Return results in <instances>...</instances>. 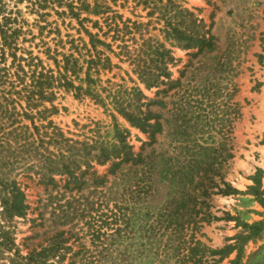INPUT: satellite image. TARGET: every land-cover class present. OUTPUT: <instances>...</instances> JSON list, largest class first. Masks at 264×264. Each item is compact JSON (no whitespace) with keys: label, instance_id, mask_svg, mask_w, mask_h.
Returning a JSON list of instances; mask_svg holds the SVG:
<instances>
[{"label":"rangeland","instance_id":"1","mask_svg":"<svg viewBox=\"0 0 264 264\" xmlns=\"http://www.w3.org/2000/svg\"><path fill=\"white\" fill-rule=\"evenodd\" d=\"M4 1L8 8L18 10L16 18L22 31L18 47L52 70L55 69L50 58L59 60V55L73 53L72 47L80 53L78 55H86L82 45L90 48L84 29L110 43L109 36L102 33L109 21L105 18L113 14L119 15L121 22L141 24L139 31L126 42L130 50L147 38L169 49L175 61L167 70L175 83L146 90L126 62L96 47L102 53L100 57H107L112 65L109 70L99 72L101 87H107L106 81L126 88L137 86L148 99L163 103V108L150 107L160 115V134L141 133L130 128L110 108L105 110L87 97L75 98L72 93L61 91L53 101L56 111L47 120L59 128L64 137L91 143V140H110L114 119L121 129L128 131L126 141L133 153L140 151L151 157L161 154L169 161L166 164L163 161L160 168L171 164L183 168L184 172L180 184L153 176L152 187L156 192L138 199L128 195L121 199L114 190L120 178L138 177L140 166L130 170L128 165L121 166L112 176L107 174L109 163L98 166L93 162V168L83 176L86 184L79 191L72 189L71 184L64 187V177L60 181L57 176L53 177L54 188L21 179L20 188L28 210L24 218H13L9 228L17 254L23 257L56 239L61 249L59 256L48 258L50 263L175 264L174 258L162 263L153 254L154 248L161 249L165 236L157 234L156 238H151L148 229L154 224L157 208L170 200L167 196L172 194L175 184L180 185L179 188L173 186L176 213L196 215V220L200 216L196 211L200 210L218 219L197 222L192 231L191 225L183 230L185 240L191 237L203 247L197 253L201 256L199 264H229L235 252L218 260L219 256H211L208 251L232 244L234 240L228 239L234 235H249L244 225L264 221V209L258 202L259 199L264 202V0H174L200 19L205 29L209 28L213 44L209 52L195 48L183 50L179 42L165 40L160 32L163 22L157 20L159 16L155 12L148 15L150 6H143L136 0H99L109 12L92 15L74 9L78 18L66 5L77 8L84 2L91 7L93 0H62L66 4L49 5L40 10L42 16L30 11L25 1ZM147 1L165 3V0ZM131 37L134 40H130ZM114 47L112 44L113 51L117 52ZM73 54L76 57L75 52ZM90 55L94 53L91 51ZM157 90L162 92L155 94ZM101 95L104 96V92ZM92 171L95 176H105L106 183L102 186L89 184L87 179H91ZM203 176L206 177L204 183L211 186L208 193L215 191L211 184L221 188L220 180L239 193L198 198L197 184ZM182 185L187 196L179 193ZM248 186H254L253 190L247 191ZM185 199L187 202L179 205ZM200 201L203 202L201 206ZM67 202L64 208L68 209L67 213L61 217L57 210ZM225 214L236 219L237 226L235 221H224ZM121 216L127 219L126 225L121 222ZM96 233H99L97 238ZM239 246L237 264H264V226L242 240ZM12 254L5 253L0 264H18ZM5 256L13 258L12 261L8 263Z\"/></svg>","mask_w":264,"mask_h":264},{"label":"trees","instance_id":"2","mask_svg":"<svg viewBox=\"0 0 264 264\" xmlns=\"http://www.w3.org/2000/svg\"><path fill=\"white\" fill-rule=\"evenodd\" d=\"M21 1H25L27 8L37 16H42L39 11L45 10L49 5L66 4L62 3V0H16L14 2ZM136 2L143 6H150L148 15L155 12L159 16L157 20L163 22L160 32L165 40L179 42L183 50L193 48L198 51L213 50L212 37L208 33L209 28L205 29L200 19L174 0H165V3L161 1L148 3L147 0H136ZM66 6L76 18H78V13H73L74 9L78 12L86 11L92 15L109 12L108 7L99 0H93L91 7L84 2H80L77 8L71 5ZM17 13L18 10L15 7L12 10L8 8L4 0H0V259H3L1 257L5 253L13 252L12 256L18 259V264H58V262H47L48 258L59 256L61 245L56 239L46 247L38 251H30L23 257L19 256L14 249V239L9 231L11 221L13 218H24L28 210L19 180L24 179L36 185L43 187L49 185L54 188L53 177L57 176V181L64 177V187L71 184L72 189L79 191L86 184L83 176L93 168L91 165L93 162L98 166L109 163L107 174L112 176L121 166L128 165L129 170L140 166L138 177L120 178L114 190L121 199L125 195L138 199L152 196L156 192V189L152 187L153 176L180 184L184 172L183 168L171 164L164 169L160 168L163 161L164 164L169 161L161 154L151 157L150 154L142 155L140 151L133 153L132 146L126 141L128 131L121 129L114 119L113 135L110 140H91V143H88L64 137L61 130L47 120L49 115L56 111L53 105L55 95L61 91L72 93L75 98L87 97L105 110L110 108L130 128L148 136L158 135L161 133L160 115L152 112L150 107L163 108V103L156 99H148L137 86L126 88L106 81L107 87H101L99 72L109 70L112 65L107 57H100L102 53L97 51L96 47L100 46L117 57L119 61L126 62L131 67V73L136 75L138 82L146 90L162 87L167 83H175L171 81L167 70V66L175 59L169 49L150 38L141 39V44L130 50L126 42L130 36H134L135 32L139 31L141 24L121 22L119 21L120 16L113 14L110 18H105L109 21L106 23V31L102 33L104 36H109L110 43L99 40L95 34L84 29L90 48L86 49L85 45H82L86 55H78L80 53H76V48L72 47L71 50L75 52L76 57L73 53L61 54L59 60L51 57L55 69L52 70L45 67L42 61L32 56L30 52L18 47L17 40L22 31L16 18ZM130 40L134 39L131 37ZM111 43L114 44L117 52L113 51ZM91 51L94 55H90ZM101 92L105 95H101ZM161 92L157 90L155 94ZM139 150L142 151V149ZM90 176L91 179L87 180H90L89 184L92 186H102L106 183L105 176H95L94 171ZM202 180L197 184L196 196L198 198L239 193L222 180L219 182L221 188L211 184L215 191L208 193L207 189L211 186L204 183L205 176ZM210 181L208 179V183ZM252 181L256 185V179L253 178ZM173 186L176 185L173 184ZM173 186L172 194L167 196L170 200L164 201L157 208L154 213V224L148 227L151 238H156L157 234L165 236L161 249L154 248L153 254L160 258L159 261L162 263H167L169 259L174 258L175 264H199L201 256H197V253L203 247L191 237L188 241L185 240L183 230L191 225L190 230L192 231L197 222L218 219L200 210L196 211V214L200 215L196 220L194 219L196 215L186 216L176 213L177 200L174 194L176 190ZM179 186L177 185L176 188ZM253 188L254 186H248L246 190H253ZM179 193L187 196L184 185L181 186ZM186 200L179 205H184ZM258 202L264 209V202L260 199ZM202 204L203 202L200 201L199 206ZM67 205L68 202L66 206H59L57 211L60 212L61 217H65L68 209L64 208H67ZM120 220L126 225L127 219L124 216H121ZM223 220L235 221V226H237L236 219L228 214L224 215ZM260 226H264V221L250 226L244 225L243 227L250 231L249 235H234L228 239L234 240L232 244L219 250L208 251L209 255H217L218 260H221L235 252V257L229 261V264H237L239 243L248 236L256 234ZM98 235L99 233H96V238ZM184 250L187 251L186 255L183 254ZM5 257L8 263L13 259ZM108 264L114 263L108 262Z\"/></svg>","mask_w":264,"mask_h":264}]
</instances>
